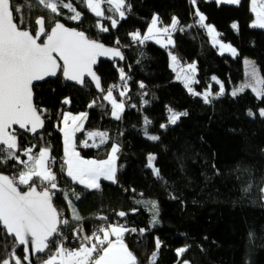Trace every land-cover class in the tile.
I'll list each match as a JSON object with an SVG mask.
<instances>
[{
	"label": "trees",
	"instance_id": "trees-1",
	"mask_svg": "<svg viewBox=\"0 0 264 264\" xmlns=\"http://www.w3.org/2000/svg\"><path fill=\"white\" fill-rule=\"evenodd\" d=\"M72 2L76 4V0ZM128 2L131 13L119 21L117 28H111L110 20L99 19L100 24L109 28L108 32L98 30V18L82 4L77 5L78 10L84 11L81 22L60 17L67 26L83 30L106 45L119 47L125 58L122 62L99 61L95 70L101 77L104 93L89 82L86 87H78L62 78L38 84L34 102L48 109L45 128L40 132L44 140H40L39 134L35 138L28 134L22 147L34 143L37 145L34 152H38L40 146L51 145L52 155L57 158L54 171L60 187L74 190L81 197L77 201L70 196L84 217L85 233L90 234L104 223L96 218L100 215L107 216L111 223L146 229L142 236L126 235L130 249L142 264H148L157 237L162 244L155 264H180L182 260L191 264H264V193L260 191L264 188V117L259 116L264 99H258L249 89L235 97L230 94L232 87L243 79L244 57L255 61L264 77V30L250 27L249 0H241L239 6L217 4L216 0H196L195 6L191 0ZM197 8L206 16V22L214 25L219 37L237 49V56L219 53L205 28H196ZM42 14L51 15L37 6L32 19ZM154 14L163 22L158 27L169 25L171 17L176 16L179 26L185 28L172 34L174 47L165 48L153 40L143 45L132 41L129 34L139 30L143 35ZM109 15L118 19L117 14L106 11L105 16ZM234 22L238 31L231 28ZM117 39L119 45L115 44ZM169 52L178 57L181 65H186L192 56L199 83L191 86L196 92H204L209 86L213 94L218 92L219 84L212 80L215 76L223 83L225 94L209 97L211 103L207 104L202 96L190 94L169 65ZM119 68H124L130 79L128 102L122 118L116 120L111 116V105L102 97L110 86L123 83ZM140 82L146 85L144 89L139 87ZM65 98L71 103L64 104ZM94 99L97 106L88 108ZM168 108L187 111L188 115L175 125L168 124ZM249 110L255 115L249 116ZM64 111L87 112L85 129L109 133V141L98 148L78 147L83 157L103 159L112 143L120 145L117 183L101 180L100 190H88L59 172L63 142L57 125ZM145 117L150 124H145ZM163 123L166 128L160 127ZM145 128L147 133L159 136V140L148 139ZM82 136L83 133H77L78 138ZM150 154L156 157L153 165L160 170V177L148 167ZM0 171L8 175L14 172L10 165L0 166ZM246 188L249 190L245 191ZM136 201H156L159 223L153 227L152 211L147 204ZM54 203L66 218H71L62 194L57 193ZM134 208L138 211L132 213ZM119 211L129 214L121 218L115 214ZM75 226L73 222L72 227ZM64 233L69 237L67 247L79 246L72 239L71 228L64 229ZM2 244L9 247L7 251L0 249V257L8 255L11 241L0 237ZM180 245L190 246L182 257L175 251ZM16 254L23 260L21 247ZM42 258L46 254L36 256V263L40 264Z\"/></svg>",
	"mask_w": 264,
	"mask_h": 264
},
{
	"label": "snow or ice",
	"instance_id": "snow-or-ice-1",
	"mask_svg": "<svg viewBox=\"0 0 264 264\" xmlns=\"http://www.w3.org/2000/svg\"><path fill=\"white\" fill-rule=\"evenodd\" d=\"M216 3L239 6L241 0H216ZM78 4H82L98 18L96 27L101 32H108L109 28L100 24V18L110 20L111 28L115 29L119 21L126 19L132 10L128 0H76V4L72 0H0V166L10 165L14 170L12 175L0 171V237L11 241L10 251L7 256L0 257V264H23L25 261L27 264H34L31 256L36 254H46L40 264H142L130 249L126 235L139 233L142 236L146 229L129 228L119 222L111 223L108 222L107 216L100 215L96 218L105 223L98 225L90 234L85 233L82 224L84 217L70 198L74 197L78 201L81 197L74 190L60 187L58 174L54 171L57 158L52 155L51 145L40 146L38 152H34L37 147L34 143L22 147L28 134L33 138L39 134L40 140H44L40 130L45 128L48 109L39 107L34 102V89L38 84L51 78H62L64 81L86 87L89 82L86 78H90L96 89L104 93L101 77L94 70V66L101 57L120 60L125 58L119 47L106 46L98 39L91 38L85 31L69 27L62 22V16L66 20L81 22L84 11L78 10ZM105 4L107 9L102 7ZM191 4L195 6L196 0H191ZM37 6L51 15L42 14L33 20L32 12ZM64 10L70 15H66ZM250 10L254 14L250 27L264 30V0H251ZM106 11L117 14L118 19L112 15L105 16ZM194 15L198 17L197 23L208 30L214 46L219 44L221 54L227 50L233 57L238 55L237 49L230 43L225 44L217 40L220 33L212 25L205 23L207 18L198 8ZM162 24L159 15L154 14L143 35L139 30L129 35L133 42L141 45L155 40L162 47H174L172 34L176 31L182 32L185 28L179 26L180 21L176 16L171 17L169 25L158 27ZM231 28L239 30L235 22L231 24ZM115 44H120L119 39ZM169 56L173 71L177 72L176 79L183 81L190 94L202 96L206 104L211 103L209 97L218 98L225 94L223 83L215 76L212 80L219 84L218 92L213 94L210 91L211 86L204 92H196L191 86L199 83L195 79L196 64H188L177 71L178 57L171 52ZM244 64L248 67L246 80L230 94L235 97L250 89L258 99H264V77L261 76L255 61L246 59ZM119 79L123 82L119 95L124 97L128 92L127 82L130 79L124 68H119ZM116 87L118 86H110L102 99L111 105L112 118L120 120L125 103L123 100L118 102L113 96V89ZM139 87L144 89L146 85L140 82ZM62 102L66 105L71 103L68 98ZM147 103L145 100L144 104ZM96 106L95 99L87 105L88 108ZM168 112V124L171 125L188 115L187 111H174L171 108ZM248 115L255 114L249 110ZM259 116L264 117V108L259 109ZM60 117L63 126L57 127L62 133L63 157L59 162V172L66 175L73 184H79L88 190H100L101 180L117 183L120 145L112 143L105 159L85 158L78 151V147L98 148L109 141V133L86 130L87 112H61ZM150 123L145 117V124ZM160 127L166 128L167 125L161 124ZM77 133H84L86 136L79 141V145ZM145 133L147 134V128ZM148 139L157 141L159 136L148 135ZM155 158L151 154L148 156V167L160 177V170L153 165ZM132 191L135 192V189ZM260 191L264 193V188ZM57 193L62 194L67 202L70 219L55 205L54 198ZM140 195L143 196V193ZM136 203L148 205L152 211L153 227L159 223V206L156 201ZM131 211L135 213L138 209ZM115 214L123 218L129 213L119 211ZM73 222H76L75 227H72ZM66 228H71L72 239L77 241L78 247H67L69 237L64 233ZM249 235L251 237L252 234ZM161 244L157 237L155 248L148 257V264H155ZM19 246L24 247L23 260L16 254ZM8 247L7 244L0 245V249L5 251ZM189 247L177 248L176 255L182 257ZM180 264H191V261L182 260Z\"/></svg>",
	"mask_w": 264,
	"mask_h": 264
},
{
	"label": "rangeland",
	"instance_id": "rangeland-1",
	"mask_svg": "<svg viewBox=\"0 0 264 264\" xmlns=\"http://www.w3.org/2000/svg\"><path fill=\"white\" fill-rule=\"evenodd\" d=\"M251 8V0H249V9ZM250 12H251V10H250ZM251 14H252V19H251V21H250V23L253 21V19H254V14L251 12ZM198 18V17H197ZM205 23L206 24H210V25H212L213 27H214V25L213 24H211V23H207L206 21H205ZM249 23V24H250ZM215 28V27H214ZM205 30H206V33L208 34V36H209V38H210V40H211V42L213 43V41H212V37L209 35V33H208V30L205 28ZM217 31V30H216ZM165 39H166V37H165ZM217 40H219L221 43H225V44H227V43H229V42H225V41H223L219 36H217ZM153 41H155V40H153ZM231 44V43H230ZM232 45V44H231ZM216 46H217V49H218V51H219V53H221V49H220V46H219V44H216ZM233 46V45H232ZM234 47V46H233ZM223 53H226V54H231L230 52H228L227 50H224L223 51ZM191 59H192V56H189L188 57V64H191L192 62H191ZM251 60V61H253L251 58H248V57H244L243 58V69H244V75H243V79L240 81V82H238L237 84H235L233 87H232V89H231V91L234 89V88H236V87H238L241 83H243L245 80H246V71L248 70V67L244 64V61L245 60ZM188 64H186V65H181V64H179L178 66H177V71H179V69L181 68V67H186ZM169 65H170V67L172 68V61H171V59H170V56H169ZM257 67V66H256ZM175 74L177 75V72H175ZM182 83H183V81H181ZM184 84V83H183ZM250 90V89H249ZM231 91H230V93H231ZM117 101L119 102L120 100H118L117 99ZM169 109V108H168ZM172 109V108H171ZM174 110V109H173ZM174 111H177V110H174ZM64 112H69V111H64ZM72 114H78V113H80V112H71ZM168 116H169V112L167 113V118H168ZM61 120V119H60ZM167 122H168V119H167ZM163 124H165V123H163ZM59 126L60 127H62L63 125L59 122ZM86 130H98V129H86ZM101 131H104V130H101ZM62 134V133H61ZM148 135H153V134H150V133H147L146 134V136H148ZM86 138V136H85V134L83 133V136L82 137H77V140L79 139V141L81 140V139H85ZM89 143H91V141H89ZM107 157V156H106ZM105 157V158H106ZM105 158H103V159H105ZM110 182V181H109ZM180 247H183L182 245H180V246H178L177 248H180Z\"/></svg>",
	"mask_w": 264,
	"mask_h": 264
},
{
	"label": "water",
	"instance_id": "water-1",
	"mask_svg": "<svg viewBox=\"0 0 264 264\" xmlns=\"http://www.w3.org/2000/svg\"><path fill=\"white\" fill-rule=\"evenodd\" d=\"M70 27V26H69ZM101 42V41H100ZM106 45V44H105ZM106 46H109V47H115V46H110V45H106ZM120 51H121V49H120ZM122 52V51H121ZM122 54H123V52H122ZM124 55V54H123ZM99 61H109V62H116V61H119V62H122L123 60H120L119 58H115V59H112V58H108V57H101V58H99V60H98V63H99ZM98 65V64H97ZM97 65H95L94 66V70H95V68L97 67ZM96 71V70H95ZM51 79H54V78H51ZM87 80H89V83H91L93 86H95V84H94V82H90V78H86ZM68 82V81H67ZM69 83H71V84H74V85H76V86H78V87H82V86H80V85H78V84H75L74 82H69ZM43 130V129H42ZM42 130H40V132H42ZM30 136H31V134H29ZM5 174H7V173H5ZM19 247H21L22 248V253H23V256H24V247L23 246H19ZM39 254H36V255H32L31 256V259L33 260V262H34V264H37L36 263V256H38ZM24 264H27V262L25 261L24 262Z\"/></svg>",
	"mask_w": 264,
	"mask_h": 264
},
{
	"label": "built area",
	"instance_id": "built-area-1",
	"mask_svg": "<svg viewBox=\"0 0 264 264\" xmlns=\"http://www.w3.org/2000/svg\"><path fill=\"white\" fill-rule=\"evenodd\" d=\"M194 24H195L196 28H198V29H203V27H201V26L197 23V21H196ZM187 64H188V63H187ZM122 84H123V83H120V82L117 83V84H115V85H117L118 87H116V88L113 89V96H114L116 99H121V100L124 101V103H127V102H128V96H127V94H126V96H124V97H120V95H119L120 91L122 90V88L120 87ZM62 189H65V187L62 188ZM108 222H109V221H108ZM104 223H105V222H104Z\"/></svg>",
	"mask_w": 264,
	"mask_h": 264
}]
</instances>
